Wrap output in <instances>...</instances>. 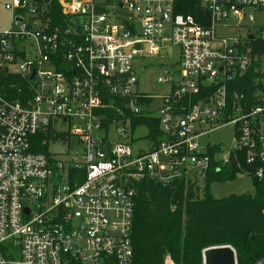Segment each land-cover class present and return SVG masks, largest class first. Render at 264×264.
<instances>
[{"label": "built area", "instance_id": "1", "mask_svg": "<svg viewBox=\"0 0 264 264\" xmlns=\"http://www.w3.org/2000/svg\"><path fill=\"white\" fill-rule=\"evenodd\" d=\"M187 1L0 0V264H133L141 182L263 176L264 0ZM167 43L166 90L138 91L134 60ZM224 126L228 147L206 139Z\"/></svg>", "mask_w": 264, "mask_h": 264}, {"label": "trees", "instance_id": "2", "mask_svg": "<svg viewBox=\"0 0 264 264\" xmlns=\"http://www.w3.org/2000/svg\"><path fill=\"white\" fill-rule=\"evenodd\" d=\"M200 9L198 2L189 0L183 11L196 14ZM52 14H59L56 3ZM255 52L264 53V42ZM36 149L45 147L38 144ZM238 170L232 162L218 172L208 170L201 194L185 188L183 182L175 190L141 182L132 218L133 264H162L166 254L175 264H202V250L221 245L234 250L236 264L260 260L264 256V173L250 178L252 194L215 198L209 191L211 182L234 179Z\"/></svg>", "mask_w": 264, "mask_h": 264}, {"label": "rangeland", "instance_id": "3", "mask_svg": "<svg viewBox=\"0 0 264 264\" xmlns=\"http://www.w3.org/2000/svg\"><path fill=\"white\" fill-rule=\"evenodd\" d=\"M8 17V12L4 9H0V28L7 27V25L9 24ZM256 21L258 23L264 24V11L256 16ZM216 33L218 35L227 36L232 32L229 30L218 29ZM178 59L179 48L171 43H167L161 51L160 55L156 57L136 58L134 60V66H136L134 71L138 79V85L136 87L137 90L147 94H163L166 90V86L165 84L158 82L157 77L160 72H162L166 68H169L171 64L178 65ZM140 66L144 67L143 71H141ZM144 133L145 130L142 128L137 130V135H142ZM206 139L209 142H221L225 145V147H228L231 144V126H224L209 133ZM49 149L57 153L74 152L76 150L74 144H71V146L67 148L60 142L49 143ZM204 184L205 181L198 182V194L203 193ZM209 191L215 198H220L228 196L230 194H252L254 188L252 180L247 175L237 174L236 177L231 180L211 182L209 184ZM171 206H175V204H172ZM168 260L175 264L171 256L168 254L163 257L162 264H168Z\"/></svg>", "mask_w": 264, "mask_h": 264}, {"label": "water", "instance_id": "4", "mask_svg": "<svg viewBox=\"0 0 264 264\" xmlns=\"http://www.w3.org/2000/svg\"><path fill=\"white\" fill-rule=\"evenodd\" d=\"M202 264H236L234 250L229 245L207 247L202 250ZM254 264H264V256Z\"/></svg>", "mask_w": 264, "mask_h": 264}]
</instances>
